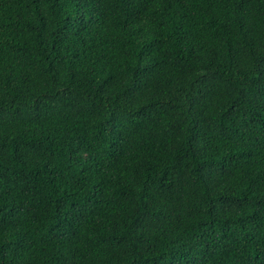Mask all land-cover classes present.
I'll return each mask as SVG.
<instances>
[{"label": "trees", "instance_id": "obj_1", "mask_svg": "<svg viewBox=\"0 0 264 264\" xmlns=\"http://www.w3.org/2000/svg\"><path fill=\"white\" fill-rule=\"evenodd\" d=\"M0 264H264V0H0Z\"/></svg>", "mask_w": 264, "mask_h": 264}]
</instances>
